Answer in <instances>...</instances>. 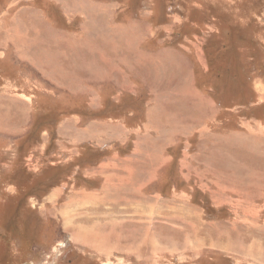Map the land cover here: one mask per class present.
I'll use <instances>...</instances> for the list:
<instances>
[{"label":"rangeland","instance_id":"1","mask_svg":"<svg viewBox=\"0 0 264 264\" xmlns=\"http://www.w3.org/2000/svg\"><path fill=\"white\" fill-rule=\"evenodd\" d=\"M0 264H264V0H0Z\"/></svg>","mask_w":264,"mask_h":264},{"label":"crops","instance_id":"2","mask_svg":"<svg viewBox=\"0 0 264 264\" xmlns=\"http://www.w3.org/2000/svg\"><path fill=\"white\" fill-rule=\"evenodd\" d=\"M53 37L55 38L54 41H55V40L57 41V38H58L57 35L54 34ZM65 41H66V42H70V40H67V39H65ZM65 41H63V42L65 43V45H66V47H67V50H69V52H70V51H71V46H70L68 43L66 44ZM43 42H44V40L41 41V42L38 44V46L40 47V45H41ZM57 42H58V41H57ZM45 45H46V44H42V46H45ZM22 48H23V47H22ZM22 48H21V49H22ZM49 48H50V47H49ZM58 50H61V49H58ZM70 53H71V52H70ZM70 55H71V54H70ZM70 55H68L69 58H70ZM62 57H64V55H57V56L55 57V59H57L56 61L59 62V61L61 60ZM38 62H40L39 59H38V60H36V59H33V60H32V63H33V65H34L36 68H37V66H38ZM60 63H61V61H60ZM48 71H49V70H48ZM45 73H46V72H45ZM162 161H163V159H162ZM159 162H161V161H159Z\"/></svg>","mask_w":264,"mask_h":264},{"label":"bare ground","instance_id":"3","mask_svg":"<svg viewBox=\"0 0 264 264\" xmlns=\"http://www.w3.org/2000/svg\"><path fill=\"white\" fill-rule=\"evenodd\" d=\"M213 115H214V114H213ZM92 130H93V128H92ZM249 130H250V129H249ZM179 131H180V130H179ZM79 194H80V193H79ZM81 194H82V193H81ZM102 194H103V193H102ZM104 194H106V193H104ZM107 194H108V193H107ZM83 195L85 196V195H88V194H82V196H83ZM84 196H83V197H84ZM83 197H82V198H83ZM79 198L82 199L80 196H79ZM84 198H85V197H84ZM74 199H75V198H74ZM88 199H89V201H90V203H91V202H92V201H91V200H92V197H89ZM88 199H87V200H88ZM82 200H84V199H82ZM85 200H86V199H85ZM96 200H98V205H99V204H100L99 202H101V200H100V199H97V197H94V198H93L94 203H95ZM106 200H107V199H106ZM106 200H105V201H106ZM84 202H85V201H84ZM102 202H104V201H102ZM112 202H113V201H112ZM79 203H80V201H79ZM73 204H74L73 206H75V203H73ZM101 204H102V203H101ZM103 204H105V203H103ZM109 204H110V203H109ZM112 204H113V203H112ZM134 206H135V205H134ZM111 207H112V206H111ZM113 209H114V207H113ZM113 209H112V210H113ZM73 210H74V209H73ZM78 210H79V209H78ZM89 210H90V209H89ZM74 211H75V210H74ZM79 211H80V210H79ZM113 211H114V210H113ZM76 213H77V212H76ZM76 213H75V214H76ZM79 213H80V212H79ZM79 213H77V217H78ZM100 213H101V211H100ZM103 213H104V212H103ZM84 214H85V213H84ZM95 214H96V213H95ZM86 215H87V214H86ZM86 215H85V216H86ZM72 217H73L72 215H68V217H67L66 220L68 221V220H70ZM92 222H93V221H92ZM79 230H80V229H79ZM72 238H73V237H72ZM70 239H71V238H70ZM101 252H103V250H101Z\"/></svg>","mask_w":264,"mask_h":264},{"label":"trees","instance_id":"4","mask_svg":"<svg viewBox=\"0 0 264 264\" xmlns=\"http://www.w3.org/2000/svg\"><path fill=\"white\" fill-rule=\"evenodd\" d=\"M226 45V43H224Z\"/></svg>","mask_w":264,"mask_h":264}]
</instances>
